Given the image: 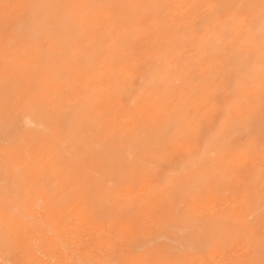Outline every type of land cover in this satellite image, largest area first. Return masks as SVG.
<instances>
[{
	"label": "bare ground",
	"instance_id": "obj_1",
	"mask_svg": "<svg viewBox=\"0 0 264 264\" xmlns=\"http://www.w3.org/2000/svg\"><path fill=\"white\" fill-rule=\"evenodd\" d=\"M185 1L162 16L156 0H0V137L20 131L0 150L13 264H203L161 244L175 230L208 264H264V5L243 0L217 57L214 7Z\"/></svg>",
	"mask_w": 264,
	"mask_h": 264
},
{
	"label": "rangeland",
	"instance_id": "obj_2",
	"mask_svg": "<svg viewBox=\"0 0 264 264\" xmlns=\"http://www.w3.org/2000/svg\"><path fill=\"white\" fill-rule=\"evenodd\" d=\"M157 2L156 3H159L160 2V5H152L151 6V10L152 11H161V15H166L168 13V11L171 9L169 8L170 6H172V4L174 3V5L178 8V12H181V7L180 6H184L186 5L187 3H189V1H185V0H156ZM174 1V2H173ZM183 1V2H182ZM220 1V2H219ZM228 2L226 4V2ZM177 2V3H176ZM182 2V3H181ZM202 2V3H201ZM201 4L204 6L206 5L207 7H210L211 5L214 7V10L209 12V14H207V17L205 18H208L209 20V23L208 25H206V32L208 35H207V38L208 39H214V40H218V42L216 44H214L213 46H215V49H214V54L217 56V57H220V55H227V54H230L231 53V49L234 47L233 44L230 43V37H233L234 38L237 36V34L239 33V31H242V29H240L236 35H234L233 32H235V29L237 28H240V24H242L241 21L244 20V14L241 15L243 12H245L244 10L241 11L242 9V5H243V0H201ZM218 2V4H217ZM263 5H264V0H261L260 1ZM170 3V4H168ZM215 3L218 5L216 6ZM225 5H224V4ZM210 5V6H209ZM231 5L232 7V10L230 9L231 7L229 6ZM201 6V5H200ZM222 6V8H221ZM226 6L227 8H229V10H224V9H227V8H224ZM241 7V8H240ZM169 8V9H168ZM224 8V9H223ZM158 9V10H156ZM180 9V10H179ZM206 9V8H205ZM217 9L219 14L217 13ZM223 9V10H221ZM150 10V11H151ZM197 11V10H195ZM199 11H203L202 9H199ZM225 12L224 13H222ZM229 13H226L228 12ZM217 13V14H216ZM212 14V18L210 17ZM224 14V15H223ZM151 15H154V12H152ZM223 17H222V16ZM236 15V16H235ZM180 16H183V14L180 13ZM214 16V17H213ZM239 16V17H238ZM211 19H210V18ZM232 18V19H231ZM231 19V20H229ZM224 20V21H223ZM229 20V21H227ZM222 21V22H221ZM222 23V24H221ZM224 23V24H223ZM226 23V24H225ZM217 24V25H216ZM215 26V27H213ZM222 26V28H221ZM228 26V27H227ZM208 27V28H207ZM210 27H213L214 29H211ZM210 28V29H209ZM215 29H217V31H215ZM222 29V30H221ZM186 28H181V33H183V35L185 36H191L192 38L194 36H196V33H192L193 30L192 29H188L187 31H185ZM201 30V29H199ZM227 31L226 33L227 34H224L225 32L224 31ZM215 31V32H214ZM223 32V35L219 32ZM200 32V31H199ZM212 32V33H211ZM216 33V35L214 33ZM230 32V33H229ZM214 34V35H213ZM209 36V37H208ZM226 38V39H225ZM218 44V46H217ZM221 45L223 47H221ZM222 48V51H220ZM224 51V52H223ZM227 53V54H226ZM219 54V55H218ZM184 112H187L188 113V117L189 118H193V111H187L185 110ZM13 125V123L11 124V126ZM13 127V133H10V136L8 138H6V135L4 134L2 137H0V150L5 148V147H8L9 145H13L17 140L19 134H20V131H19V128L17 125L15 126H12ZM238 126L235 124L233 127L231 128H228V130H231L230 132V137H229V140H231L237 147H242L245 142H246V139L243 135V133L241 131H239V128H237ZM234 128V129H233ZM239 131V132H236L234 130ZM10 130V129H9ZM8 130V131H9ZM236 133V135L233 133ZM235 136V137H234ZM238 142V143H237ZM230 156V154L226 155V157L228 158ZM175 167L173 168V172L170 174V178L175 182V181H178L180 182L183 177H184V174L182 173V171L179 170V165H174ZM1 167V166H0ZM181 169V168H180ZM1 170V169H0ZM115 191L114 190H110L107 194L108 196H112L115 194L114 193ZM109 196V197H110ZM111 197V198H112ZM198 200H202L201 199V196H198L197 197ZM264 219V218H263ZM262 219V221L260 220L259 222L256 221L255 222V226L253 227V232L254 234L258 235V234H262L264 236V224H262L264 222V220ZM176 232V235H173L172 238H168V239H162L161 240V244L164 245L165 247H169V248H174V253H180L181 256H186L188 257L189 259H195V258H198L202 261L203 264H208V254H207V251L206 249L204 248L203 245L200 244L199 242V239H197L196 237L195 238H192V242H190L189 244H187V242H185V231H180V230H175ZM178 236V237H177ZM177 237V238H176ZM183 238V239H182ZM182 239V240H181ZM175 243V244H174ZM196 243V244H195ZM188 245V246H187ZM197 246V247H196ZM2 247V248H1ZM183 247V248H181ZM186 247V248H185ZM197 249H196V248ZM202 249H201V248ZM191 249V250H190ZM195 250V252H194ZM177 251V252H176ZM179 251V252H178ZM191 251V253H190ZM5 253V256L3 253ZM13 252L9 250V248L7 247V245H5V241L2 240L0 238V264H13L11 261H12V258H13V255L14 253L12 254ZM9 254V255H8ZM198 254H201V255H198ZM201 256V257H200ZM11 258V259H10ZM4 260V261H3ZM3 262V263H2Z\"/></svg>",
	"mask_w": 264,
	"mask_h": 264
}]
</instances>
